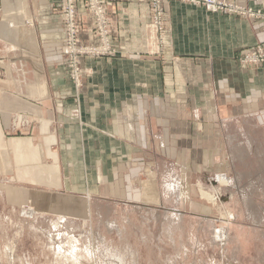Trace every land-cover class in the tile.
Listing matches in <instances>:
<instances>
[{
    "label": "crops",
    "instance_id": "obj_1",
    "mask_svg": "<svg viewBox=\"0 0 264 264\" xmlns=\"http://www.w3.org/2000/svg\"><path fill=\"white\" fill-rule=\"evenodd\" d=\"M53 5L0 0V179L9 187L8 203L42 195L54 196L42 204L57 207L107 189L110 195L148 152L170 150L178 161L229 169L234 162L224 149L235 145L238 136L228 134L234 131L238 146L253 147L249 132L264 130V65H243L239 57L264 41L260 20L170 0L160 38L150 0H106L115 52L82 57L77 90ZM77 8L80 43L99 46L85 1L77 0ZM15 113L35 119L29 130L9 129Z\"/></svg>",
    "mask_w": 264,
    "mask_h": 264
},
{
    "label": "rangeland",
    "instance_id": "obj_2",
    "mask_svg": "<svg viewBox=\"0 0 264 264\" xmlns=\"http://www.w3.org/2000/svg\"><path fill=\"white\" fill-rule=\"evenodd\" d=\"M249 133H228L229 169L148 152L110 195L57 207L8 203L0 179V264H264V130Z\"/></svg>",
    "mask_w": 264,
    "mask_h": 264
},
{
    "label": "built area",
    "instance_id": "obj_3",
    "mask_svg": "<svg viewBox=\"0 0 264 264\" xmlns=\"http://www.w3.org/2000/svg\"><path fill=\"white\" fill-rule=\"evenodd\" d=\"M54 11L60 14L65 32V48L67 52V63L69 75L77 90L83 87V75L85 73L81 66V58L87 55H112L115 50L111 42L112 20L108 15L106 0H84L87 12L94 18V28L100 37L99 46L83 45L80 43L81 20L77 8V0H52ZM153 14V23L156 26L160 38L163 37L165 24V3L170 0H150ZM204 6L211 13H222L246 19H257L261 21L264 33V5L254 8L244 5L239 0H181ZM239 61L243 65H264V41L244 50ZM1 76V73H0ZM9 117V129L17 132L29 130L35 121L30 114L15 113Z\"/></svg>",
    "mask_w": 264,
    "mask_h": 264
},
{
    "label": "bare ground",
    "instance_id": "obj_4",
    "mask_svg": "<svg viewBox=\"0 0 264 264\" xmlns=\"http://www.w3.org/2000/svg\"><path fill=\"white\" fill-rule=\"evenodd\" d=\"M227 177L226 176H224V175H222V176H220L219 177V180H221V182H226V179ZM227 181H229V180H227ZM203 195L204 196H206V197H208V198H211V197H209L210 195L208 194V193H205V192H203ZM224 237V236H223ZM113 252V251H112ZM106 255V254H105ZM119 256V255H118Z\"/></svg>",
    "mask_w": 264,
    "mask_h": 264
}]
</instances>
